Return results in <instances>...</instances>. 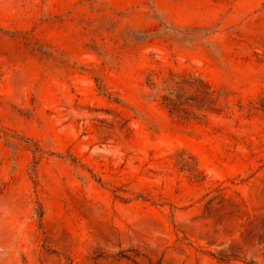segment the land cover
<instances>
[{"label":"rangeland","instance_id":"374dc122","mask_svg":"<svg viewBox=\"0 0 264 264\" xmlns=\"http://www.w3.org/2000/svg\"><path fill=\"white\" fill-rule=\"evenodd\" d=\"M0 264H264V0H0Z\"/></svg>","mask_w":264,"mask_h":264}]
</instances>
